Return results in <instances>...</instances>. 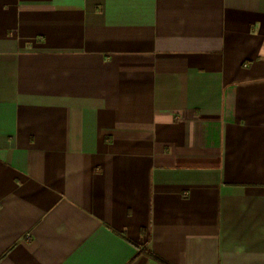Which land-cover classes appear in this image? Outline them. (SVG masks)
Segmentation results:
<instances>
[{"label": "crops", "instance_id": "0c3cea01", "mask_svg": "<svg viewBox=\"0 0 264 264\" xmlns=\"http://www.w3.org/2000/svg\"><path fill=\"white\" fill-rule=\"evenodd\" d=\"M0 264H264V0H0Z\"/></svg>", "mask_w": 264, "mask_h": 264}]
</instances>
